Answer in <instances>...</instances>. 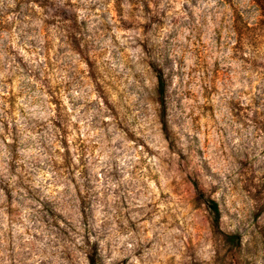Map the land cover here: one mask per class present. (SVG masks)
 I'll return each instance as SVG.
<instances>
[{
	"label": "clouds",
	"instance_id": "9594fccd",
	"mask_svg": "<svg viewBox=\"0 0 264 264\" xmlns=\"http://www.w3.org/2000/svg\"><path fill=\"white\" fill-rule=\"evenodd\" d=\"M0 264H264V0H0Z\"/></svg>",
	"mask_w": 264,
	"mask_h": 264
},
{
	"label": "rangeland",
	"instance_id": "374dc122",
	"mask_svg": "<svg viewBox=\"0 0 264 264\" xmlns=\"http://www.w3.org/2000/svg\"><path fill=\"white\" fill-rule=\"evenodd\" d=\"M49 55L51 56V53ZM153 187H157V186L155 184H153ZM54 190H55V185H50L49 186V191L50 192H54ZM158 195H159V193H158Z\"/></svg>",
	"mask_w": 264,
	"mask_h": 264
}]
</instances>
